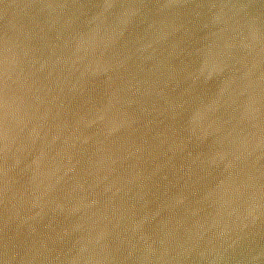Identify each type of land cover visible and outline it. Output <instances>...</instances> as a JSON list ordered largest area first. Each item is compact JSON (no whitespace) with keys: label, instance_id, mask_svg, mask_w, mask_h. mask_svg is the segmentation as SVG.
Returning a JSON list of instances; mask_svg holds the SVG:
<instances>
[{"label":"water","instance_id":"obj_1","mask_svg":"<svg viewBox=\"0 0 264 264\" xmlns=\"http://www.w3.org/2000/svg\"><path fill=\"white\" fill-rule=\"evenodd\" d=\"M0 264H264V0H0Z\"/></svg>","mask_w":264,"mask_h":264}]
</instances>
